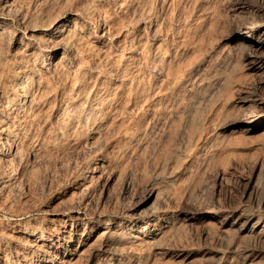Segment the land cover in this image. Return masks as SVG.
Returning <instances> with one entry per match:
<instances>
[{
    "label": "rangeland",
    "instance_id": "374dc122",
    "mask_svg": "<svg viewBox=\"0 0 264 264\" xmlns=\"http://www.w3.org/2000/svg\"><path fill=\"white\" fill-rule=\"evenodd\" d=\"M14 4L0 264H264V0Z\"/></svg>",
    "mask_w": 264,
    "mask_h": 264
},
{
    "label": "bare ground",
    "instance_id": "6f19581e",
    "mask_svg": "<svg viewBox=\"0 0 264 264\" xmlns=\"http://www.w3.org/2000/svg\"><path fill=\"white\" fill-rule=\"evenodd\" d=\"M15 1H17V0H15ZM34 1V0H33ZM44 1V0H43ZM56 1V0H55ZM27 2V1H26ZM17 3V2H16ZM19 3V2H18ZM37 3V2H36ZM35 3V4H36ZM43 3V2H42ZM47 4V3H46ZM14 0H0V7L2 8V9H6V10H10V9H12L13 7H14ZM30 5V4H29ZM33 5V4H32ZM39 5V4H38ZM18 6H19V4H18ZM24 7H25V5H24ZM47 7V6H46ZM31 9V8H30ZM39 9V8H38ZM46 9V8H45ZM17 10H18V8H17ZM15 11V10H14ZM31 11V10H30ZM29 11V12H30ZM17 12V11H16ZM33 12V11H32ZM10 13V12H9ZM16 14V13H15ZM32 16H33V14H32ZM31 16V17H32ZM20 18V17H19ZM64 21V20H63ZM1 21H0V26H1ZM4 23V22H3ZM6 24V23H5ZM49 25V24H48ZM67 25V24H66ZM69 28V27H68ZM2 29V28H1ZM51 29H54V31L56 30V31H58L59 33L62 31L63 32V30L64 29H66V27H64L63 26V23H61V22H58L57 24H56V26L54 27V28H51L50 27V30ZM68 30V29H67ZM70 30V29H69ZM43 31V30H42ZM47 32V31H46ZM51 32V31H50ZM45 33V32H44ZM4 34V33H3ZM64 34V33H63ZM69 35V34H68ZM71 35V34H70ZM1 36V35H0ZM3 37V36H2ZM5 37V36H4ZM46 37V36H45ZM60 38H61V36H59ZM67 37H70V36H67V34H66V38ZM44 38V37H43ZM49 38V37H48ZM4 40V39H3ZM64 40V39H63ZM66 40V39H65ZM62 43V42H61ZM66 45V44H65ZM65 47V46H64ZM73 47V46H72ZM70 49V48H69ZM33 58V57H32ZM35 59V58H34ZM32 60V59H31ZM46 61V60H45ZM2 63V62H1ZM34 63V62H33ZM20 64V63H19ZM43 64V63H42ZM29 65V64H28ZM27 65V66H28ZM26 66V67H27ZM31 66V65H30ZM44 67V66H43ZM17 68V67H16ZM31 68V67H30ZM36 70V69H35ZM27 73V72H26ZM19 75V74H18ZM30 78V77H29ZM39 78V77H38ZM11 79V78H10ZM27 80V79H26ZM24 81H25V79H24ZM14 86V85H13ZM18 89V88H17ZM27 90V89H26ZM12 93V92H11ZM20 94V93H19ZM10 96V95H9ZM23 96V95H22ZM19 101V100H18ZM14 105V104H13ZM256 107V106H255ZM259 107V106H258ZM261 107V106H260ZM8 108V107H7ZM4 109V108H3ZM246 111H248L247 113H248V119H249V121L251 122V124L252 125H259V124H261L262 122H264V108L262 109H259V108H252V109H249V110H246ZM246 118V117H245ZM261 120H263V121H261ZM1 130V129H0ZM212 212V211H211ZM213 213V212H212ZM212 215V214H211ZM250 215V214H249ZM216 216H218V215H216ZM226 216V215H225ZM224 216V217H225ZM237 216V215H236ZM244 216V215H243ZM247 216V215H246ZM220 217H223V216H221L220 215ZM256 217V216H255ZM261 217V216H260ZM260 217H257V218H253V217H251V216H249V217H245V219H244V221L238 226V228L237 229H239V232H241L242 234H261V236H262V233L264 232V219L263 218H260ZM227 218V217H226ZM219 219V218H218ZM224 219V218H223ZM243 219V218H242ZM242 219H241V221H242ZM234 221V220H233ZM237 221V220H236ZM219 222H221V221H219ZM229 222H230V220H229ZM227 224V223H226ZM229 225V224H228ZM231 226V225H230ZM227 228V227H226ZM229 228V227H228ZM227 228V229H228ZM235 230H236V228H235ZM235 232V231H234ZM237 232V231H236ZM26 233H28L29 235L31 234H33V232H27L26 231ZM238 234V233H237ZM241 235L242 236V238L243 237H245V236H250V235ZM253 235H251V236H253ZM258 235V236H259ZM238 236V238L240 237L241 238V236H240V233H239V235H237ZM41 237V236H40ZM241 238V239H242ZM243 240H244V238H243ZM242 242V241H241ZM235 243H236V240H235ZM240 243V242H239ZM242 244V243H241ZM237 245V244H236ZM248 246V245H247ZM234 247V246H233ZM240 248H242L241 250H239V251H241L242 253H241V256L243 257V253H244V256H246V254H247V252H248V247L246 248V247H241L240 246ZM249 248H251L250 246H249ZM250 251V250H249ZM239 254V253H238ZM244 258V257H243ZM240 262V261H239ZM242 262V261H241ZM228 264V263H227Z\"/></svg>",
    "mask_w": 264,
    "mask_h": 264
}]
</instances>
